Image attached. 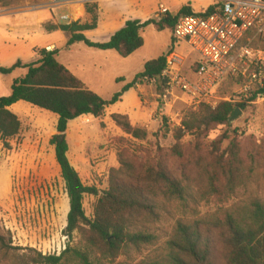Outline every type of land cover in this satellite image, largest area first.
<instances>
[{
  "label": "rangeland",
  "instance_id": "374dc122",
  "mask_svg": "<svg viewBox=\"0 0 264 264\" xmlns=\"http://www.w3.org/2000/svg\"><path fill=\"white\" fill-rule=\"evenodd\" d=\"M223 1L70 0L54 6L51 0H13L12 4H44L46 11L42 16L47 21L43 28L71 23L90 24L92 18L85 11V5H97L96 28L83 35L92 43H105L127 22L159 20L164 16L163 11L174 17L185 6L194 14H202ZM140 36L142 47L129 57L121 58L114 51L88 48L83 43L67 46L69 36L59 30L45 32L37 29L29 36L19 38L18 44L8 48L9 53L0 54V67L9 68L18 60L24 64L34 62L39 51L54 44L51 50L57 51L58 63L104 101H110L132 83L143 72L146 62L168 52L181 58L182 75L193 80L197 56L185 44L175 43L171 30L158 32L147 26L140 30ZM256 45L263 48L258 42ZM25 73V69H18L10 75H0V94L9 92L11 83ZM239 87L235 81L225 83L217 91V104L231 100ZM155 94L154 84L132 88L123 93L119 101L108 106L100 118H78L68 123V160L86 187H95L100 192L106 190L111 170L119 167L118 152L126 148L134 152L141 163L147 159L159 160L168 171L183 175L199 201L194 210L197 217H220L231 207L264 200V104L246 103L241 116L229 124L230 128L218 127L200 142L191 136L185 137L179 142L183 159H176L169 154L176 142L171 132L162 133L161 118H165L168 128L173 130L180 126L182 112L192 108L180 92L166 103H161ZM12 113L20 121L19 134L5 142L0 141V236L3 238L0 264H32L38 254L59 256L67 246L79 245V237L74 234L68 240L64 235L69 202L53 148L49 145V140L56 134L57 117L23 102H19ZM112 114L125 115L133 127L144 128L147 140L138 142L125 135L112 122ZM224 136L227 139L222 140ZM233 138L240 145V167L233 183L234 190L221 191L218 188L224 182L213 175L212 167L222 154L226 158ZM209 184H213L214 189ZM96 200L90 196L83 200L88 218L92 216ZM170 212L174 220L180 217L173 207ZM164 228L167 230L161 233L163 236L169 232L168 226ZM163 243L164 239L151 247H142L139 252L127 249L114 264H135L145 258H154L163 251ZM216 249L219 260L221 248L217 246ZM63 264L77 263L67 256Z\"/></svg>",
  "mask_w": 264,
  "mask_h": 264
},
{
  "label": "trees",
  "instance_id": "16d2710c",
  "mask_svg": "<svg viewBox=\"0 0 264 264\" xmlns=\"http://www.w3.org/2000/svg\"><path fill=\"white\" fill-rule=\"evenodd\" d=\"M12 2L0 0V8L9 7ZM219 7L221 4L207 8L202 14H194L185 6L174 17L165 14L159 20L127 22L105 43H92L83 35L96 28L97 5H85V11L92 18L90 24L51 25L45 30H59L69 36L67 46L83 43L88 48L114 51L119 57L127 58L142 47V28L152 26L158 32L165 29L172 31L181 17H207ZM256 42L263 46L261 49L264 51V41L255 39L251 43L253 48H260ZM56 54V50H41L34 62L24 64L18 60L9 68L0 67L1 76L10 75L18 69L26 70L23 77L11 83L9 95L0 97V141L5 142L19 134L20 121L9 110L16 103H27L57 117L56 134L49 140V145L53 148L69 202L64 235L68 240L74 234L79 237V245L67 246L59 256L38 254L32 264H63L67 256L77 264H114L125 250L139 252L142 247H151L162 239V252L135 264H264V200L231 207L220 217H197L194 210L199 201L193 196L185 177L168 171L159 160L147 159L141 163L134 152L123 148L118 152L119 167L111 170L107 189L102 192L95 187H86L68 160V123L78 118H100L106 108L119 101L129 89H136L138 84L143 86L148 80H158L168 54L146 62L143 72L110 101H104L88 90L58 63ZM161 91V86L157 85V94ZM236 108L243 112L246 104L223 101L214 110L205 105L197 110H184L180 126L173 130L168 128L167 120L162 117V133L167 135L171 132L176 142L169 151L170 156L183 159L179 142L185 137L191 136L194 141L200 142L218 127L230 128L228 121ZM110 117L115 126L133 140H147L146 130L133 127L127 116L112 114ZM224 139H227L226 136ZM218 149L219 146L216 153ZM239 152L238 140L231 139L226 158L222 154L212 167L213 175L224 182L218 188L221 191L232 192L235 188L233 183L240 167ZM214 157L217 156L214 154ZM209 186L214 189L213 184ZM86 196L97 199L90 218L83 208ZM172 207L180 214L176 220L170 212ZM167 226L169 232L163 236L161 233ZM2 245L3 238L0 236ZM217 246L221 248L219 260L216 258Z\"/></svg>",
  "mask_w": 264,
  "mask_h": 264
},
{
  "label": "built area",
  "instance_id": "2783aa9c",
  "mask_svg": "<svg viewBox=\"0 0 264 264\" xmlns=\"http://www.w3.org/2000/svg\"><path fill=\"white\" fill-rule=\"evenodd\" d=\"M68 2L51 0L54 6ZM162 13L165 15V11ZM171 37L197 56L196 68L190 80L181 73V58L169 53L159 79L146 81L161 86V93L155 94L161 103L180 92L192 109L205 105L214 110L218 105L215 98L218 89L228 81H235L240 87L226 102L264 104V51L251 46L257 38L264 41V0H225L210 16L181 17Z\"/></svg>",
  "mask_w": 264,
  "mask_h": 264
},
{
  "label": "crops",
  "instance_id": "0c3cea01",
  "mask_svg": "<svg viewBox=\"0 0 264 264\" xmlns=\"http://www.w3.org/2000/svg\"><path fill=\"white\" fill-rule=\"evenodd\" d=\"M16 2L9 7L0 8V54L9 53L8 48L18 44L19 38L29 36L33 31L39 30L46 32L43 26L46 24V19L43 18L45 5H28L15 6ZM44 6V7H43ZM43 18V20H41ZM63 34L62 32H60ZM54 48V44L46 45L43 50ZM9 92L0 94V97H6ZM18 103L12 105L9 110L16 107ZM90 118V117H89Z\"/></svg>",
  "mask_w": 264,
  "mask_h": 264
},
{
  "label": "water",
  "instance_id": "95a60500",
  "mask_svg": "<svg viewBox=\"0 0 264 264\" xmlns=\"http://www.w3.org/2000/svg\"><path fill=\"white\" fill-rule=\"evenodd\" d=\"M241 116V111L236 108L232 114V116L230 117L228 123L232 124L234 121H236L239 117Z\"/></svg>",
  "mask_w": 264,
  "mask_h": 264
}]
</instances>
